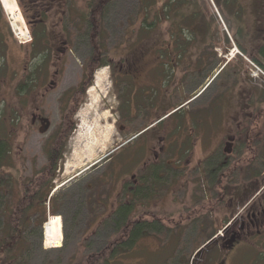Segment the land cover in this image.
<instances>
[{
  "label": "rangeland",
  "instance_id": "obj_1",
  "mask_svg": "<svg viewBox=\"0 0 264 264\" xmlns=\"http://www.w3.org/2000/svg\"><path fill=\"white\" fill-rule=\"evenodd\" d=\"M201 2L206 6V15L213 18L210 39L200 45L197 37L187 48L191 55L188 58L193 61L188 69L179 65L164 72L153 62V51L148 56L142 54L155 48L143 46V0H111L98 26L100 54L106 64L111 59L113 63L94 71L72 114L74 125L64 144L62 169L52 187L74 178L53 193V212L47 209L45 215L34 209L29 213L18 212L23 189L18 190L17 200L15 193L17 185L23 187L28 181L32 169L44 167L40 143L48 135L35 131V142L23 150H10L13 155L0 169L4 189L0 192V243L11 225L22 226L23 240L29 249L24 256L28 264L81 263L86 260L84 256L105 243L119 245L121 234H111L98 226L120 202L128 203L132 198L133 219L141 217L160 230H150L132 250L117 255L111 264H202L204 258L199 247L202 249L215 231L220 234L222 223L230 216L227 200H222L223 195L227 199L229 195L222 191L221 185H215L219 174L209 181L204 174L203 160L210 148H215L211 154L213 159L218 158V149L223 145L220 139L224 121H228L229 132L234 134L237 125L234 117L239 111L250 113L253 106H264V59L257 53L258 42L262 43L259 36L264 35V1L230 0L228 5L240 6L241 13L227 15L230 27L214 0ZM86 4L84 0V13ZM223 4L220 0L225 16L228 5ZM164 28L165 25L163 30L152 34V39L161 37ZM86 29L83 49L64 58L68 59L60 86L45 104L49 130L56 128L61 120L57 96L61 90L75 88L82 74L83 60L93 53ZM125 47L131 49V58L135 57L129 65L132 75L137 77L127 75L126 82L118 78L114 82L112 74L117 72V67L113 65L123 61L120 50ZM22 57L23 54L2 55L0 79L8 77L4 89L9 102V120L0 123L2 132L13 125L11 89L15 78L11 75L15 63ZM199 61L200 64L196 63ZM149 64L156 66L147 67ZM159 136L164 138L163 142ZM171 136L175 150L158 157L168 159L166 163L175 161L180 170L174 176L169 174L158 180L147 173L151 164L147 162L152 159L151 146L157 149ZM186 159H190L187 166L183 165ZM234 162L228 175L234 172L229 171L234 169ZM215 163L218 160H212V165ZM145 173L144 182L138 181ZM236 177H230L233 185ZM139 184H145L147 190L151 186L153 189L134 196ZM51 216L59 217L62 242L58 247H49L44 241V225ZM250 253V249L241 248L236 254L242 261Z\"/></svg>",
  "mask_w": 264,
  "mask_h": 264
},
{
  "label": "flooded vegetation",
  "instance_id": "obj_2",
  "mask_svg": "<svg viewBox=\"0 0 264 264\" xmlns=\"http://www.w3.org/2000/svg\"><path fill=\"white\" fill-rule=\"evenodd\" d=\"M262 1L264 0H260V2ZM13 2L21 18V24L23 23L24 34L20 35L14 31L12 21L0 0V68L2 67L3 54H23V57L15 63L11 75L15 78L11 89L13 92L11 100V112L13 113L11 122L13 125L10 128L11 131L10 129L7 132L0 131V148L23 150L32 141L35 142V131L39 135H48L40 143L45 160L44 167L32 169L28 181L23 184V187L21 186L22 188L17 185L15 193L16 200L19 197L18 190L23 189L22 192H25L24 189L27 188L31 194H34L37 173L44 169L50 178L44 189L47 194L45 209L53 212L51 208L53 193L74 178L66 179L56 187H52V183L58 180V173L62 169L64 144L74 125L72 114L80 102V95L84 94L89 86L90 79L83 80L84 72L87 77H93L94 71L99 68V65L106 64L99 51L101 31L98 23L100 21L96 15L89 12L90 15H85L84 0H13ZM262 6L264 7V5ZM87 7L88 3L86 9ZM85 27L87 28L85 33L87 32L88 38L91 40L93 53L83 60L82 74L75 88L61 90L57 96L61 120L56 128L49 130L50 120L45 104L52 97L55 88L60 86L62 70L67 65L68 59L64 58L83 49ZM259 40H262V43L258 42V50L264 44V35L259 36ZM120 52L123 54V57L120 58L123 61L113 65V67H117V72L112 74L114 82L117 78L126 82L128 80L126 77L129 75L137 77L132 75L129 65V61L135 59L130 56L133 54L131 49L125 47ZM112 63L111 59L104 66H111ZM124 66L127 68L125 69ZM149 66L155 68L151 64L147 67ZM7 80L8 77L0 79V123L9 120V102L7 90L4 89L8 83ZM252 109L253 111L250 113L241 110L236 114L234 120L237 125L234 134L229 132L228 121L223 123L224 128H222L220 139L223 140V145H220L218 158L214 160H218L220 168L218 177L221 183H223L222 179L226 178V182L222 184V191L226 192L229 197L228 199L223 198V195L222 200H227L226 208H228L230 216L225 223H222L220 228L222 232L219 234L218 231H215L202 245V249L199 247L204 258L202 264H264V106L255 105ZM159 138L163 142L164 138L160 136ZM177 145L180 146L181 143ZM151 149L152 159L146 161L148 164L151 162L147 168L149 176L160 180L180 170L175 165V161L169 160L170 163H166L165 160L168 159H164L163 156L158 157L159 154H165L168 150H175L174 137L171 136L165 144L161 143L159 148L151 146ZM52 150L51 159L50 152ZM214 150L215 148H210L203 160L204 174L209 181L213 178L211 154ZM4 157L0 158L1 167L5 162H9V157ZM189 160H184L183 165L187 166L190 163ZM233 162L235 163L234 169L229 171L234 172L228 175V169ZM1 173L3 172L1 171ZM234 175L237 177L233 185L230 177L232 178ZM2 176L3 174H0L1 193L4 192ZM146 176L145 173L137 180L144 182ZM155 183L156 181L153 184L155 185ZM20 202L21 199L19 204ZM42 207L38 205V209L35 207L33 209L39 210L38 213H40L44 209ZM241 248L252 251L249 255H244L242 261L236 254Z\"/></svg>",
  "mask_w": 264,
  "mask_h": 264
},
{
  "label": "trees",
  "instance_id": "obj_3",
  "mask_svg": "<svg viewBox=\"0 0 264 264\" xmlns=\"http://www.w3.org/2000/svg\"><path fill=\"white\" fill-rule=\"evenodd\" d=\"M219 1L220 0H214L223 20H225L229 26L227 15L230 17L231 14L233 16H239V14H241L240 6L236 8V4L232 3L228 5L230 0H223V5H225V3L228 5V14H225L224 16L220 9ZM86 2L88 3V7L85 15H96L100 21L105 17L111 0H86ZM205 9L206 6L204 7L202 5L201 0H163L161 3H159V0H143V5L141 6V12H143L141 24V30H143V46L146 45L148 47H155L154 49H149L150 52L146 51L143 52V54L145 53L148 56L153 51V62L160 66L164 72L172 71L179 65L184 69H188L193 61L189 60L191 55L187 48L190 47L192 43H195L197 37L201 40V43L199 41L198 43L200 45H204L206 41L210 39L209 36H211L212 33L211 31L213 27L211 20L213 18L210 19L206 15ZM163 25H165V28L164 32H162V36L152 39V34L156 31H161ZM240 47L242 48V46ZM242 50L244 51L243 48ZM257 53L264 59V44L257 51ZM197 55L203 56V53H198ZM253 59L255 61H259L257 60L258 58L253 57ZM200 60L203 61L202 59ZM196 63L200 64V61ZM260 64L262 65L261 62ZM104 65L106 64L103 63L99 65V67ZM88 78L91 82L92 76L87 77V74L84 72L83 80ZM52 153L53 150L50 152V158L52 157ZM3 156L10 158L11 151L6 148H0V158ZM212 167V179H214L217 174H219L218 172L220 171V168L218 163L213 164ZM47 178L49 177L48 174L45 173L44 169L37 173L35 179L36 191L34 194H31L27 188L24 189L25 192L21 195V202L18 205V212L22 210L29 213V211L34 207L38 209L39 205L44 207V209L42 207L43 210H41V212L43 211L44 215L46 214L45 197L47 194H45L44 189L50 181V178ZM216 184L222 186L219 177L215 179V185ZM137 187L138 188H135L136 190H134V196H137V194H143L144 192H148L153 189L151 186V189L147 190L145 188L147 187L146 185H144V187L143 185H139ZM132 200L133 198L130 202L128 201V203L120 202L112 213L102 219L98 226L99 229L101 228L103 230H107L111 232V234H121L119 245H116L117 247H113L110 243H105L103 247L96 251L89 252L86 256H84L86 259L85 261L73 264H111L117 255L132 250L138 240L150 230H160L156 225L143 220L141 217L138 218L136 216L133 219L132 210L134 206ZM35 212L38 213L39 210H35ZM21 227L22 226L19 224H15L14 226L11 225L9 228L10 231L7 232L4 240L1 241L0 264L29 263L24 257L25 253H28L29 249L23 240L24 238L22 234L24 232ZM116 248H119L120 250H116Z\"/></svg>",
  "mask_w": 264,
  "mask_h": 264
},
{
  "label": "bare ground",
  "instance_id": "obj_4",
  "mask_svg": "<svg viewBox=\"0 0 264 264\" xmlns=\"http://www.w3.org/2000/svg\"><path fill=\"white\" fill-rule=\"evenodd\" d=\"M5 10L12 21V27L18 34L23 35L24 30L21 24V18L15 9L13 0H2ZM12 19V20H11ZM44 240L49 247H58L62 242V235L60 230V222L58 216L49 217L48 222L44 226Z\"/></svg>",
  "mask_w": 264,
  "mask_h": 264
}]
</instances>
